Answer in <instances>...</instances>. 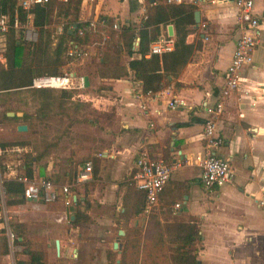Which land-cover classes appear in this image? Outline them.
Here are the masks:
<instances>
[{"label": "crops", "instance_id": "0c3cea01", "mask_svg": "<svg viewBox=\"0 0 264 264\" xmlns=\"http://www.w3.org/2000/svg\"><path fill=\"white\" fill-rule=\"evenodd\" d=\"M166 1L81 0V21L97 22L101 16H106L118 25L124 51L121 61L127 74L121 78L97 75L99 85L105 84L109 88L96 89L100 93L91 99L101 107L103 125L114 124L117 129L111 128L112 132L98 129L99 138L85 133L79 138L70 135L54 139L50 144H44L35 157L25 160L21 171L10 167L5 170L3 166L0 176L15 177L31 168L32 178L46 177L56 184L66 183L71 182L74 171L89 160L93 166L91 179L71 189L81 208L86 206L89 213L93 199L102 203L119 201L120 204L139 151L146 150L150 156L166 155L168 160L180 161L181 167L165 184L156 209L160 216L161 210H165V213L186 220L188 223L185 224H198L203 244L196 251L197 264H264V46L259 44L252 63L242 68L239 86L224 99V111L216 120V131L223 138L217 156L229 163L232 177L221 186L206 189L199 179L197 160L204 148L205 109L219 97L235 49L237 8L232 0H182L181 3L192 4L195 11H199L198 25L195 22L190 25L186 36V42L194 45V53L176 77L168 76L169 83L163 88L152 93L143 92L140 82L128 69L130 58L125 50L130 40L132 50H137V31L141 29L147 11L153 4H165ZM254 12L259 21V38L264 41V0H254ZM54 16L59 17V13ZM32 18L28 13L24 25L27 30L33 29L35 36L31 40L35 41L36 28ZM169 25H172L174 37L172 23L161 27L159 37L169 36ZM150 55L146 53L145 57ZM132 57L139 58L140 55L134 53ZM82 76L88 77L86 87L94 85L90 74ZM71 93L75 94V91ZM171 97L181 98L184 105L170 108L168 100ZM88 123L92 128L96 125L92 118ZM26 163L29 164L27 167ZM60 204L68 210L70 222L73 221L75 203L70 206ZM1 206L0 202V214ZM43 208L44 202L25 199L23 204L10 206L9 211L14 213L13 219L19 224L35 222L34 228L39 234L47 232L53 236V244L57 239L59 254L73 260V264H91L96 244L87 239L83 232L85 225H72L69 232L74 235L66 241L62 237L61 224L49 225L43 221ZM65 209L60 216L66 215ZM117 209L123 210L121 206ZM20 211H25L26 215L18 214ZM135 221L132 220L136 225ZM194 221L198 223L194 224ZM3 228L0 221V259L2 264H12L16 261L12 252L20 251L24 240L18 237L16 245L11 247ZM55 254L59 255L56 251Z\"/></svg>", "mask_w": 264, "mask_h": 264}, {"label": "trees", "instance_id": "16d2710c", "mask_svg": "<svg viewBox=\"0 0 264 264\" xmlns=\"http://www.w3.org/2000/svg\"><path fill=\"white\" fill-rule=\"evenodd\" d=\"M167 2V1H166ZM81 0H47L45 3H35L29 9H22L16 4V0H0V15H13L18 12L20 21L27 20V14H32V25L36 28L35 41L23 39V29L15 30L10 28L4 37L5 66L0 64V93L10 91L30 90L31 94L39 98V109L43 116L51 110L52 106L62 107L65 101L72 99L70 93L64 89L59 90V94H54L53 88H31V81L35 76L41 75H62V69L67 63L78 62L81 58L68 54L71 48L84 47L89 55L96 56L97 62L95 71L100 77L121 78L127 74L126 67L122 64V45L119 38V30L114 28L116 24L111 18L101 16L97 22L81 21L79 19ZM195 6L181 2H167L165 4L155 3L147 11L145 18L141 22V29L137 31L139 37L137 50H132L131 40L127 45L125 53L129 56L127 62L128 69L132 71L135 80L141 84L143 92H156L169 83L168 76L176 77L185 67L194 53L193 43L186 42L190 25L194 23ZM59 13L61 18V31L56 33L50 24L55 13ZM168 23L174 26V49L161 54H151L149 58L145 54L149 52L152 41L160 35L161 27ZM78 29H83L78 33ZM71 31V32H70ZM138 53L139 58L132 55ZM108 89L105 84L99 89ZM84 102L77 100L76 105ZM6 113L3 118L10 119ZM5 144H0V151ZM37 159V158H35ZM165 160L168 157L165 155ZM29 164L26 163V167ZM0 170L3 168L0 165ZM32 178V171L26 169L25 174ZM17 176L3 178L2 187L4 200L8 206L23 204V183L17 180ZM132 174L127 179V189L122 197V211L120 215L126 221L132 216L139 215L144 211L145 195L136 189L132 180ZM46 178V177H45ZM51 180V179H50ZM149 213V212H148ZM74 219L72 225H81L89 222V215L86 206L81 208L78 200H75ZM147 223H153V232L142 236L140 231L132 228L127 229L123 237L126 243L123 244L118 264H145L147 255L149 264H197L196 251L193 245L200 239L197 226L176 223L173 233L167 240L161 234L160 222L155 214L146 216ZM2 221V219H0ZM12 232L15 240L21 237L24 240V229L21 224H12ZM4 229V228H3ZM2 229V231H4ZM15 232V233H14ZM132 235L135 240L129 245L127 238ZM143 237L148 238V243L153 242L152 249L142 243ZM152 237H157L156 242ZM168 241L170 246L169 254L164 251V242ZM28 253L27 264H46L44 253L40 251H26ZM114 252L108 253L110 264L116 263ZM129 259V260H128Z\"/></svg>", "mask_w": 264, "mask_h": 264}, {"label": "rangeland", "instance_id": "374dc122", "mask_svg": "<svg viewBox=\"0 0 264 264\" xmlns=\"http://www.w3.org/2000/svg\"><path fill=\"white\" fill-rule=\"evenodd\" d=\"M60 21V17H52L50 28H52L56 33L61 31ZM28 31V34L23 31V39L26 41H32L31 39L27 38V35L35 36L34 31L32 28H28ZM96 62L97 57L88 54L87 56L81 58L80 61L67 63V65L62 68L65 72H68L69 74L72 73L73 76L90 74L94 85L88 87L84 86V88L78 90H66L70 93L72 99L65 101V105L62 107L56 105L55 103L46 116H43L40 113L39 98L34 97L31 94L30 90H19L10 91L8 93H0V142L6 143V146H4L3 149L0 151V165L2 168L4 166L5 170L10 167L14 170L16 169L17 172L21 171L22 164L25 160L30 157H35L37 153L43 149L44 144H50L54 139L68 137L70 135L79 138V136H82L85 133L92 134L94 138H99L100 132L98 131V129H105L107 131L111 130V132L114 128L115 130L117 129L114 124L110 125V123H108L105 126L103 125L104 117L102 116V113L100 111L101 107L97 106L98 103L96 100L91 101L93 96H96V93H100L98 92L100 85L96 79ZM53 89H55L54 94L57 96L59 94L60 89ZM96 89H98V91ZM71 91H75V94H72ZM77 100L83 101L84 103L82 105H76ZM9 112H12L14 114L13 116L16 117L10 119L3 118V114L6 113L7 115V113ZM90 118L96 121V125H94L93 128L88 123V120ZM19 124L26 125V131H18L17 126ZM75 137H72V139L74 140ZM94 150H96L95 146ZM151 157L165 159V155H152ZM77 165L78 164H76V166ZM3 178V176H0V181H2ZM74 180V176H72L71 182L60 184H69L71 185V189L76 188L78 187V185L74 183ZM87 200L90 201V198ZM111 200L114 201L113 199ZM0 202L2 203L1 207L3 208L0 214V219H2L3 221L4 216L8 218L9 227L13 230V228H11V225L14 223H19L18 221H16V219H13L15 215L14 213H12V211H9L10 206L6 204V200H4L3 198V200H0ZM44 203L45 208L42 209L43 221L47 222V224L49 225H53L55 223L61 224L62 237L64 238V240L68 241V239L70 237H73L74 235L70 234L69 232L72 224L69 220L68 210L65 209L62 204H60V201H57V203L55 204H49L47 202ZM90 204L91 210L88 213L90 220L89 222L83 224L85 225V227H83V232L86 234V237L89 242L96 244V247L93 248L92 251L90 259L91 264H110L107 258L108 253L110 251L114 252L113 255L116 260L119 259L121 253L119 252V250H114L112 248V244L113 242L117 241V239H119L118 242L120 243V249L122 250L123 244L126 243V240L123 239V237L125 236L127 229L135 228L140 231V234L142 236H145V234H151V232L154 231L153 228H150L153 227L152 222L148 224L146 221L147 219H145L142 224H140L141 218H147L146 216L150 213L155 214V216H157V220L160 222V230L164 240H167L170 236L173 235V233L171 232H173V227L176 223H188L186 220L180 217H176L173 214L165 213V210H161L160 213L162 216H160L158 210L156 209V204L152 206L149 213H145L143 211L139 215L132 216L127 221L120 215V212L122 210L119 211V209H117L118 206H121L122 208V200H120L119 204V201H117L116 203H102L101 200L93 199ZM64 209L66 215L60 216L61 211H64ZM18 214H21L23 216L26 215V212L20 211V213ZM132 220H138L136 221L137 224L135 225ZM183 220L186 222H184ZM31 223L32 221L26 222L25 224H21L24 229V241L23 244H20V251L12 252V254L15 255L14 257L16 258V260L28 262L29 257L28 253L26 252L27 250L40 251L44 253L46 264H73V260L66 259L64 255L61 254V252L59 255L55 254L53 236H50L47 232H44V235L39 234L34 228L36 223ZM197 223L198 222L194 221V224ZM197 228L199 229L198 226ZM119 229L125 231L124 235H118L117 231ZM168 230H171V232H168ZM55 237L56 236H54V238ZM156 239L157 237H152V240H155V242ZM127 240L129 242L128 244L131 245L132 243H134L135 238L130 235ZM143 240L144 241H142V243L145 244L147 247H151L152 249L153 242L151 243V241H149L148 243V238L145 239L144 237ZM16 242L17 240H14L12 245H16ZM47 242H49V246H46ZM164 243V251L168 255L170 252L168 248L170 244L168 241H165ZM202 244L203 243L201 241L200 235V239L196 241L193 246L195 248H199ZM12 250L8 252L10 253ZM148 255L147 259H145V264H149L150 260ZM137 262V264H140V260ZM2 263L3 261L0 259V264Z\"/></svg>", "mask_w": 264, "mask_h": 264}, {"label": "built area", "instance_id": "2783aa9c", "mask_svg": "<svg viewBox=\"0 0 264 264\" xmlns=\"http://www.w3.org/2000/svg\"><path fill=\"white\" fill-rule=\"evenodd\" d=\"M182 2V0H167V2ZM195 2V0H188ZM237 8L236 26L238 37L235 44L231 60L225 71L222 90L216 101L206 107L207 116L203 121L202 136L204 148L197 157L200 167L199 179L206 189H212L215 186H221L232 177V170L229 163L218 157L217 152L223 144L222 136L216 131V120L224 111V99L239 86L241 80L242 68L253 61V54L259 44L264 46V41L259 38L258 17L254 12V0H232ZM47 0H16V4L22 9H29L35 3H45ZM118 25L114 24V28ZM10 28L15 30L23 29L28 34L24 23L19 19L18 12L13 15H0V64L5 66L6 58L4 55V37ZM83 29H78L81 33ZM31 39V35H27ZM174 49L173 36H160L149 47V54H161L170 52ZM68 54L83 58L89 52L86 48H71ZM83 76H73L72 73L65 72L62 75H41L33 77L30 87L32 88H59L64 90L84 88ZM168 91V90H167ZM184 105L181 98L171 97L168 100V106L175 108ZM101 156V153H98ZM181 167L178 160H165L163 158H154L146 150L139 151L135 162L134 171L131 180L136 189L142 191L145 195L144 212L148 213L152 206L157 203L159 195L165 184L169 181L173 172ZM92 163L85 161L74 173V183L79 184L91 179ZM18 181L23 183V198L26 200L38 202H57L60 201L66 206L73 205L76 200L75 194L71 191L69 184H56L49 178H28L25 175L17 176ZM4 198L2 181H0V200ZM263 204V200H260ZM178 206V204H176ZM2 223L12 246L15 235L8 224V218L3 217ZM12 264H27L19 261H12Z\"/></svg>", "mask_w": 264, "mask_h": 264}, {"label": "water", "instance_id": "95a60500", "mask_svg": "<svg viewBox=\"0 0 264 264\" xmlns=\"http://www.w3.org/2000/svg\"><path fill=\"white\" fill-rule=\"evenodd\" d=\"M194 22H195L197 25H198V23H199V11H198V10H196V11L194 12ZM167 29H168V35H169V36H173L172 25H169ZM70 32H71V31H70ZM83 80H84V85L87 86V85H88V77H87V76H84V77H83ZM7 115H8V116H13L14 114H13L12 112H9V113H7ZM26 129H27V127H26V125H24V124H19V125L17 126V130L20 131V132L26 131ZM40 202H42V200H40ZM144 220H145L144 217L141 218V222H140V224H142V222H143ZM136 221H138V220H136ZM136 221H135V223H136ZM118 234H119V235H124V231H123V230H119V231H118ZM54 246H55V251H56V253L59 254V241H58L57 239H56L55 242H54ZM112 247H113V249L120 250L121 246H120V243L118 242V240L115 241V242H113ZM117 262H119L118 259H117Z\"/></svg>", "mask_w": 264, "mask_h": 264}]
</instances>
